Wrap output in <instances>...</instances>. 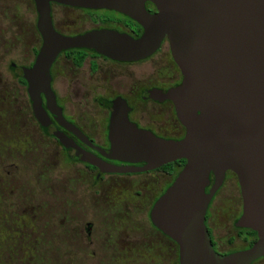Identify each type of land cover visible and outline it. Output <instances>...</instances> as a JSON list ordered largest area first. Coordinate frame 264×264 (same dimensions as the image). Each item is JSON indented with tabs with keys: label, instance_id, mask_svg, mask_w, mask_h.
<instances>
[{
	"label": "water",
	"instance_id": "water-1",
	"mask_svg": "<svg viewBox=\"0 0 264 264\" xmlns=\"http://www.w3.org/2000/svg\"><path fill=\"white\" fill-rule=\"evenodd\" d=\"M150 1L153 15L144 9ZM42 46L30 68L21 70L32 110L45 134L55 137L68 156L101 172H145L178 160L186 163L150 211L152 225L178 247L179 264H252L264 258V0H34ZM111 9L136 20L134 39L113 30L77 36L57 33L50 3ZM167 38L182 81L150 97L170 100L183 138L164 139L128 119L124 100L105 102L110 111V148H95L107 159L143 163L140 168L108 164L59 132L49 114L61 115L51 89L50 68L70 49H87L119 62L152 55ZM45 99V108L42 97ZM226 172L238 181L242 213L235 225L256 232L241 251L217 252L205 225L209 203ZM210 175L213 176L211 189Z\"/></svg>",
	"mask_w": 264,
	"mask_h": 264
},
{
	"label": "rangeland",
	"instance_id": "rangeland-1",
	"mask_svg": "<svg viewBox=\"0 0 264 264\" xmlns=\"http://www.w3.org/2000/svg\"><path fill=\"white\" fill-rule=\"evenodd\" d=\"M54 13L58 29L66 34L93 27L82 12L54 8ZM34 22L28 0H0V264H178L172 243L148 220L152 197L168 180L161 181V172L108 175L96 181L95 172L70 162L33 120L26 88L16 75L33 58ZM68 65L54 74V88L69 115L96 126L100 110L93 103L85 109L86 102L67 101L63 94L70 90L72 73L80 85H88L79 89L82 94L89 91V97L103 79L89 75L88 62L78 70ZM170 66L163 48L140 63L108 69L124 90L135 81L155 80ZM128 99L137 107L134 118L143 116L173 135L175 125L164 107H138ZM238 208L239 190L230 175L208 219L221 254L246 249L229 221ZM252 264H264V258Z\"/></svg>",
	"mask_w": 264,
	"mask_h": 264
},
{
	"label": "flooded vegetation",
	"instance_id": "flooded-vegetation-1",
	"mask_svg": "<svg viewBox=\"0 0 264 264\" xmlns=\"http://www.w3.org/2000/svg\"><path fill=\"white\" fill-rule=\"evenodd\" d=\"M28 1H29L30 5L34 8V13H35L34 32H35V36H33V37L35 40L34 44L37 43L36 45L33 44L31 46L32 47L31 51L33 52V58L31 60V62L29 63V65L27 66V68H30L34 64L36 56H37V54H38V52L42 46V37H41V34L37 28V17L38 16H37L35 2H34V0H28ZM50 8H51L50 15H51L52 26L57 33L64 35V36H77V35H82V34H85L89 31H93V30L107 29V30L116 31L120 34H126V35H128L134 39H137L143 33V27L136 20L132 19L131 17H129V16H127L121 12L115 11V10L78 8V7H71V6H67V5H63V4H58L55 2L50 3ZM54 8L71 9V10L82 12L86 16L85 20H87L89 23H91V25L93 27L91 29L86 30V31L81 32V33L66 34L65 32H62L60 29H58V25L56 23V19H55V15H54L55 14ZM144 9L151 15H153L157 12V8L150 1L144 2ZM163 48H165V51L168 55L171 66L167 67V73H165V74L161 73L160 76H157V78L155 80H150V81H147L146 83L143 81L142 82L141 81H139V82L135 81L134 83H132L128 87H125V89L123 90L121 88V86L119 85V83L117 81H115L116 73L114 71L108 69V67L110 65H128V64L140 63L142 61H145V60L151 58L156 53H159L160 51L163 50ZM78 50H82V52H80ZM82 53H83L82 62L80 65H77L76 58H78ZM86 62H88V65H89V75L92 76V75L97 74V75H99L100 78L103 79L101 84L97 83L98 86L94 87L95 89H97V93H94V96L91 95V97H89L90 96L89 91L85 92V94H82L79 87L83 85L87 88L88 85L86 83H81V85H80L79 84L80 81L75 79V75H74V73H72L70 76V84H69L70 90L66 89V91L63 95H65L66 99L68 98L67 101L69 99H71V100H75V101H79V102H81V101L86 102L85 109L89 108V103L90 104L93 103L95 106L92 105V107H96L100 110V113L98 114L99 115V121L96 123L97 124L96 126H91L90 124H87L86 122H84L82 120V117L81 118H74L72 115H69L66 112L65 106L62 105V103L60 101L59 93L54 88V79H55L54 74L57 75L58 71H60L64 67H67L68 63L70 64V66H72V68L74 70L75 69L78 70V69L83 68ZM56 71H57V73H56ZM50 75H51V89L55 95L57 106L61 109V115L60 116H58V115L54 116V115H51L48 113L51 121L53 122V124L55 125L57 130L59 132L63 133L74 144H76L77 146H79L83 150L95 155L96 157L100 158L101 160H103L104 162H106L108 164L115 165L118 167H136V168H140L144 165L143 163L131 164V163H126V162H120L117 160L107 159L104 156H102L95 149V148H97V149H101V150H108L110 148V144L108 141V124H109V118H110V111L108 108H106V106L104 104L105 102L124 100L127 103V106L130 108V110L128 112L129 121L134 123L138 128L149 131L157 137L164 138V139L179 140V139L183 138V136L185 134V128L180 123V121L176 115L173 103L170 100H159V99L150 97V95L153 92H156V91H160L162 93L166 92V91L176 87L177 85H179L182 81V74H181L178 66L176 65V63L174 62V60L172 58V55L170 52V46H169V42H168L167 38H164L161 41L159 48L152 55H150L144 59L134 61V62H119V61L111 60L105 56L99 55L96 52L91 51V50H87V49L66 50V51L61 52L57 56L55 61L53 62L52 66L50 68ZM20 78H22V77L16 75V79H17L18 84L23 86L24 88H26L25 90H26V94L28 97V101H29L30 114L32 115V118L35 121V123L37 124L41 133L44 136L54 140L55 143L64 152L65 157L70 162L82 164L88 171L95 172V180L96 181L102 180L105 176H108V175L131 176V175H139V174H144V173L146 174L149 172H157V171L162 173V180L161 181L168 179L165 182H163L164 184L162 186L157 188L156 195H154L152 197L151 206H150L149 211H148V220H149L152 228L160 236H162L164 239H167L170 243H172V245L174 247L175 255L177 257V263H178V247H177L176 243L173 242L171 239H169L164 234H162L159 230H157L152 225L151 220H150V211L152 209V206L154 205L155 201L169 187V185L171 184V182L173 181L175 176L173 174H171L169 171L163 169L162 167L155 169V170L145 171V172H128V173L101 172L95 166H92V165L85 163V162H81V161L71 159L68 156L66 149L59 142V140L55 137H52V136L45 134L44 131L42 130L40 124L38 123V121L36 120V118L34 116V113L32 110V105L30 102V98H29L28 93H27V85L22 84L20 82ZM105 93H107V94H105ZM129 96H131L135 100L138 107H142L143 105H150L152 107L154 106L156 108H160V110H161V107H164L165 109L162 111L169 115L170 120H172V122L175 125L174 126L175 131H174L173 135H170V136L167 135V132L162 127H160L156 122L146 120V119H144L143 116H137L134 118L133 114L136 112L137 107L130 103V101L128 99ZM41 97H42V105L45 108L44 96L42 95ZM77 110L80 112L81 109H77ZM230 175L234 176L236 179V182H237V187L239 190V208H238V212H232V214H231L232 216L230 217L229 221L231 222L232 229L236 231L237 237L240 240H242L244 243H246V248H248V246H249L248 244L250 242V239L249 238L245 239V236L242 234V233H244L243 228H238L235 225L236 221L238 220V218L240 217V215L242 213V198H241V193H240V188L238 185L237 178L233 173L226 172L224 181L227 179H230ZM224 181H223V183H224ZM212 184H213V176L210 175V185L206 188V192H208L211 189ZM220 188H221V186L214 193V195H213V197L209 203V206H208V209L206 212V217H205V225L208 229V232H209L210 237L212 239L213 247L215 250H216V245L213 241L212 233H211V230L208 226V219L210 217V213L212 212V206H213L214 198L216 197ZM225 254H228V253H225ZM260 259H263V258H260Z\"/></svg>",
	"mask_w": 264,
	"mask_h": 264
},
{
	"label": "trees",
	"instance_id": "trees-1",
	"mask_svg": "<svg viewBox=\"0 0 264 264\" xmlns=\"http://www.w3.org/2000/svg\"><path fill=\"white\" fill-rule=\"evenodd\" d=\"M78 51L82 52V50H78ZM82 59H83V53L78 58H76L77 65L81 64ZM20 82L22 84L26 85V82L23 78H20ZM185 163H186V161L182 159V160H178V161H175L173 163L167 164V165L163 166L162 168L169 171L174 176H176L179 173V171L183 168ZM243 230H244V233H242V234L245 236V239L246 238L250 239V242L248 244L249 245L248 248H249L257 240V235H256V232H254L250 229H244L243 228Z\"/></svg>",
	"mask_w": 264,
	"mask_h": 264
}]
</instances>
